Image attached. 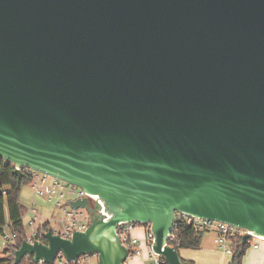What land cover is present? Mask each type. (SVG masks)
Instances as JSON below:
<instances>
[{"label": "water", "instance_id": "1", "mask_svg": "<svg viewBox=\"0 0 264 264\" xmlns=\"http://www.w3.org/2000/svg\"><path fill=\"white\" fill-rule=\"evenodd\" d=\"M0 159L104 204L69 201L88 229L13 264H127L123 222L189 264L179 215L264 238V0H0Z\"/></svg>", "mask_w": 264, "mask_h": 264}, {"label": "built area", "instance_id": "2", "mask_svg": "<svg viewBox=\"0 0 264 264\" xmlns=\"http://www.w3.org/2000/svg\"><path fill=\"white\" fill-rule=\"evenodd\" d=\"M20 170L23 175H27L31 178V189L34 191L35 196L46 198L49 203H54L55 207L59 209L64 218L60 221H56L57 226L55 228L41 229L42 226L46 224H51L50 219L43 218L39 214V210L34 202L28 208L27 215L29 216L28 228L29 232L26 241L29 243H34V241L44 242V234L50 229L55 235H59L64 239H71L74 230L78 232H85L90 225V216L85 209L74 210L72 209L68 202L71 200H78L80 198L88 199L92 205L97 201L103 208L104 204L98 196L90 195L83 191L82 189L67 184L57 178L39 173L37 171L28 168H16L15 171ZM73 197V199L68 198ZM179 217H187L179 215ZM109 218V217H108ZM190 218V217H187ZM195 228L200 231L213 232L216 234L215 243L219 249L227 254H233L232 241L234 238L245 237L249 239L250 247L258 249L261 244H264V238H259L250 234L248 230L241 229L229 224L209 221L205 219H195L190 218ZM144 227L147 230V241L151 249V262L152 264H166L162 257L155 254L152 250V244L154 242V236L151 232L150 225H139L134 222H123L118 225L117 233L121 239V242L130 250L129 259L141 255L139 250V240L132 237V232L139 228ZM5 246L4 248L0 246V251L8 252L9 256L15 255V253L10 252L12 247L11 244L14 241L12 234H4ZM174 239L172 233L169 235V240ZM96 258V263H92V259ZM127 260V261H128ZM32 264H35L34 259L31 260ZM39 264H44L40 262ZM54 264H99L97 256H83L79 258L76 262H69L61 253L57 256Z\"/></svg>", "mask_w": 264, "mask_h": 264}, {"label": "trees", "instance_id": "3", "mask_svg": "<svg viewBox=\"0 0 264 264\" xmlns=\"http://www.w3.org/2000/svg\"><path fill=\"white\" fill-rule=\"evenodd\" d=\"M31 178L23 175L19 178L15 174V166L7 164L0 159V233L5 234L8 229L14 241L11 244L12 253L16 252L24 241L27 239L28 230L26 228L24 218L28 209L21 202V192L24 187H30ZM49 224L41 227V229H48ZM205 231H200L193 225L190 218L180 217L172 230L174 239L169 241V245L176 249H192L197 250L201 247ZM45 242V240L43 239ZM232 262L231 264H243V258L246 251L250 248L249 239L245 237L234 238L232 241ZM3 257L0 258V264H13L14 257L9 256L8 252H2ZM33 259V256H27L23 259L21 264L26 260ZM193 264L192 262H188Z\"/></svg>", "mask_w": 264, "mask_h": 264}, {"label": "crops", "instance_id": "4", "mask_svg": "<svg viewBox=\"0 0 264 264\" xmlns=\"http://www.w3.org/2000/svg\"><path fill=\"white\" fill-rule=\"evenodd\" d=\"M35 203V201H33ZM48 202V201H47ZM36 204V203H35ZM137 233L136 237L134 234ZM132 237L139 240L141 255L127 261V264H152L151 249L147 241V230L139 227L132 232ZM216 234L207 232L203 236L201 247L197 250L180 249L179 254L183 261L193 264H231L232 255L227 254L215 243ZM243 264H264V244L258 249L250 247L243 258Z\"/></svg>", "mask_w": 264, "mask_h": 264}, {"label": "rangeland", "instance_id": "5", "mask_svg": "<svg viewBox=\"0 0 264 264\" xmlns=\"http://www.w3.org/2000/svg\"><path fill=\"white\" fill-rule=\"evenodd\" d=\"M69 199H73V197L68 198L65 201H68ZM35 201V205L37 206L39 210V214L46 219L51 220L50 228H55L57 226L56 221H60L64 218L63 213L55 207L54 203L47 202L46 198L37 197L35 196L34 191L31 189V187H24L21 192V202L22 204L28 209L32 202ZM28 221L29 216L26 214L24 218V222L26 225V228L29 232L28 228ZM6 234H10V231L7 229L5 231ZM136 237L138 236L137 233L134 234ZM6 242L4 239L3 234L0 233V246L4 248ZM2 251H0V258L3 257ZM92 263H96V258L92 259ZM23 264H32L31 259L26 260Z\"/></svg>", "mask_w": 264, "mask_h": 264}]
</instances>
